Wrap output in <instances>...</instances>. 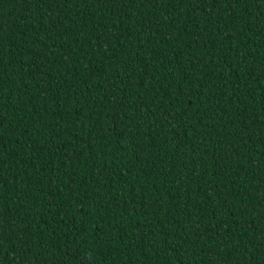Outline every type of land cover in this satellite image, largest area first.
Segmentation results:
<instances>
[{
  "label": "trees",
  "instance_id": "1",
  "mask_svg": "<svg viewBox=\"0 0 264 264\" xmlns=\"http://www.w3.org/2000/svg\"><path fill=\"white\" fill-rule=\"evenodd\" d=\"M0 264H264V0H0Z\"/></svg>",
  "mask_w": 264,
  "mask_h": 264
}]
</instances>
